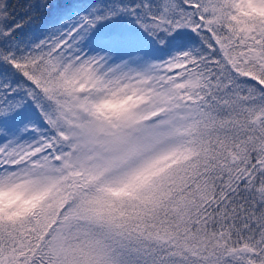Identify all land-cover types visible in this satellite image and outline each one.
<instances>
[{
	"label": "snow or ice",
	"instance_id": "obj_1",
	"mask_svg": "<svg viewBox=\"0 0 264 264\" xmlns=\"http://www.w3.org/2000/svg\"><path fill=\"white\" fill-rule=\"evenodd\" d=\"M0 264H264V0H0Z\"/></svg>",
	"mask_w": 264,
	"mask_h": 264
}]
</instances>
